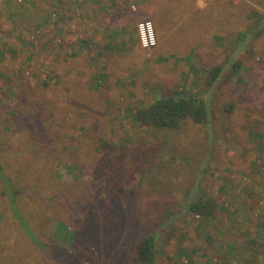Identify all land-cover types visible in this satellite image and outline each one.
<instances>
[{"label": "rangeland", "instance_id": "1", "mask_svg": "<svg viewBox=\"0 0 264 264\" xmlns=\"http://www.w3.org/2000/svg\"><path fill=\"white\" fill-rule=\"evenodd\" d=\"M7 1L0 264H130L147 235L154 264H264V0ZM172 92L203 98L208 122H134ZM201 193L207 218L186 210Z\"/></svg>", "mask_w": 264, "mask_h": 264}, {"label": "trees", "instance_id": "2", "mask_svg": "<svg viewBox=\"0 0 264 264\" xmlns=\"http://www.w3.org/2000/svg\"><path fill=\"white\" fill-rule=\"evenodd\" d=\"M20 1H25L28 7H36L35 2H31L29 0ZM7 2L10 3L11 1L8 0ZM132 3L140 4L141 1L136 0L132 1ZM28 7H25V3H23L20 6L15 7L14 13L16 15L27 16L29 15ZM260 35L261 37L264 36V26L263 31L260 32ZM244 36L245 34H240L238 38L243 39ZM262 46V50L264 53V40ZM234 51H237L236 48ZM230 61L231 60H227V66H229L228 64H231ZM240 65L241 63L239 59L231 66V68L237 69ZM225 68L226 67L221 66H216L215 68H213V76L210 77V83L211 81L213 83L217 81L219 79L217 78V76L219 75V77H221ZM133 118L134 122L140 127L178 130L187 121H193L198 125L206 124V122H208V120L210 119V112L208 109V105L203 98H200L198 96H190L182 92H172L168 94H160L158 96L156 94L155 100L151 103L139 102L133 109ZM1 171L2 166L0 164V175H2ZM110 204L111 205L109 207L111 208V210L118 214V212L120 211V207L116 204V201L112 200L110 201ZM213 204L214 202L207 199L205 193H201L195 200L187 205L186 210L190 214L198 218H207L211 216L210 206H212ZM21 225L23 229H25L27 232L29 231L26 225ZM71 233L72 232H70V235ZM74 234L75 232L72 233L71 237H73ZM73 241V239L69 240V242ZM126 244L125 246L127 247L128 244ZM105 245H107V243ZM53 253H56V251H54ZM156 254V236L147 235L136 242V245L134 247V254L132 257L130 255V258L128 257L126 262L130 260L129 263L132 264V260H134L137 264H154Z\"/></svg>", "mask_w": 264, "mask_h": 264}, {"label": "built area", "instance_id": "3", "mask_svg": "<svg viewBox=\"0 0 264 264\" xmlns=\"http://www.w3.org/2000/svg\"><path fill=\"white\" fill-rule=\"evenodd\" d=\"M141 32V44L144 48H152L156 44L153 28L150 22L142 23L139 25Z\"/></svg>", "mask_w": 264, "mask_h": 264}, {"label": "crops", "instance_id": "4", "mask_svg": "<svg viewBox=\"0 0 264 264\" xmlns=\"http://www.w3.org/2000/svg\"><path fill=\"white\" fill-rule=\"evenodd\" d=\"M133 1H136V0H133ZM139 1H141V3H143V2H149V1H151V0H139ZM140 3V4H141ZM133 3H132V1H131V3H130V5H132ZM135 4V3H134ZM140 4H136L137 6H139Z\"/></svg>", "mask_w": 264, "mask_h": 264}]
</instances>
